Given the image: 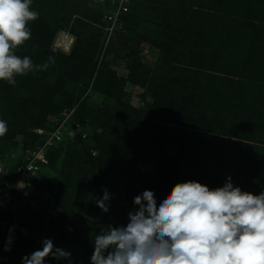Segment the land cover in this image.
<instances>
[{"label":"trees","instance_id":"1","mask_svg":"<svg viewBox=\"0 0 264 264\" xmlns=\"http://www.w3.org/2000/svg\"><path fill=\"white\" fill-rule=\"evenodd\" d=\"M117 1L32 0L31 8L39 12V18L28 25L31 38L17 48V55L30 57L34 65L45 63L50 56L55 63L45 71L16 77L15 87L19 83L27 86L19 105L22 113L30 116L23 119L11 110L15 103L9 90L14 86L0 81V119L7 118L11 135L15 134L16 122L21 127L17 132L27 137L28 125L43 126L46 113H56L74 103L75 90L81 93L82 88H78L73 71L84 63L90 76L96 68L103 29L91 21H103V4L115 9ZM122 21L129 33L151 42L163 54L158 82L150 86L154 99L149 104L148 119L143 125L130 127L122 149H111L105 131L95 133L100 150L96 157L87 147L68 148V161L58 172L57 184L47 186L40 181L34 189L35 195L45 192L43 203L49 201L58 212L53 217L44 208L41 214L38 210L35 216L41 228L79 244L85 264H91L95 236L109 225L126 226L128 213L138 209L134 197L148 186L154 187L157 206L175 184L189 180L217 188L231 177L233 185L242 191L255 195L264 192V128H259L264 119V0H130L129 9L121 14ZM67 27L76 34L78 43L68 55L52 46L56 32ZM170 57L172 60H168ZM207 70L226 76L215 83ZM111 79L105 84L107 91L118 87L117 78ZM37 80L40 89L36 93L32 88ZM88 103L85 96L77 116H94L95 109ZM35 112H40L36 118ZM107 112L104 109L100 117H94L93 127L99 123L103 128ZM33 119L35 123L31 124ZM10 141L9 133L0 137V150ZM25 142L27 139L22 142L23 148L30 146ZM57 156L58 152L53 155ZM151 159L156 162L148 164ZM142 175L145 180L139 183ZM85 178L108 191L112 199L107 202L108 212L89 205L87 196L78 192V186L87 188ZM13 179L7 177V181ZM12 193L17 198L23 194L21 190ZM85 207L86 215H81ZM27 213L23 204L18 216L36 235L28 225ZM65 224L72 225L73 231L69 232ZM35 250L38 248L32 236L19 237L10 254L1 253L0 264H22V258ZM54 261L49 256L45 264Z\"/></svg>","mask_w":264,"mask_h":264},{"label":"clouds","instance_id":"2","mask_svg":"<svg viewBox=\"0 0 264 264\" xmlns=\"http://www.w3.org/2000/svg\"><path fill=\"white\" fill-rule=\"evenodd\" d=\"M32 0H0V81L16 85V77L45 71L53 57L34 65L17 48L31 38L30 22L39 18ZM8 132L0 119V137ZM105 189L97 206L108 212ZM138 209L128 213L126 226H107L96 235L91 264H264V192L255 195L235 187L228 177L223 187L198 181L177 183L157 206L145 190L134 197ZM42 250L22 258V264H45L46 258L69 259L71 253L44 239Z\"/></svg>","mask_w":264,"mask_h":264},{"label":"rangeland","instance_id":"3","mask_svg":"<svg viewBox=\"0 0 264 264\" xmlns=\"http://www.w3.org/2000/svg\"><path fill=\"white\" fill-rule=\"evenodd\" d=\"M96 7L100 6L97 5ZM103 7V21H91V24L95 25V27L97 26L103 29L99 39L100 45L96 53V68L93 74L88 76V73L85 72L86 67L84 63H82L77 66V69L73 71L74 74L72 75L75 77L74 80L76 79L78 88H82L81 93L83 92V95L80 97V91L75 90L77 99L74 100L71 106H67L56 113H46L43 126L32 127L28 125L25 129L26 132L29 133L27 137L17 132L21 127H19L18 122H16L15 134L11 135L12 129L11 131L8 129L7 132V134H10V143L4 145L2 150H0V161L6 162L7 166H14L16 161L18 162V160H21L25 155L29 154V152L43 150L46 162L42 164L39 180L44 182V185L46 184L47 186L56 185L57 181H59L60 177H58V172L61 167L62 169L64 168V162L66 161L67 163L68 161L66 155L68 148L76 147L80 149L87 147L89 148L88 152L91 153V156L96 157L100 150L96 147L97 142H95V133L105 134L106 132V138H110L111 149H122L125 140L130 134V127L132 125H143L149 116V104H151L154 99L151 95L152 91L150 86H152L154 82H158L156 81V75L161 71L159 66H163L159 58L163 56V54L158 48L154 47L151 42L139 38L137 35H134L135 33H129V31L123 27V21L121 23L118 22L114 29L110 30L109 27L111 26V22L108 20L107 16L112 13L114 9H109L107 6H104V4ZM239 43L240 45H244L242 42ZM77 45V36L69 27L59 29L52 43L54 49L67 55L70 54ZM165 57L168 56L166 55ZM168 60H172V58L170 57ZM102 71L104 73H101ZM205 72L213 74L212 80L215 83L220 77L226 76L218 71L207 70ZM29 74L31 73H28V75ZM189 74H191V72ZM114 76L117 78L118 87L114 86L112 91H107L105 84L111 83L113 80L111 78ZM192 76H194V74H192ZM38 84L40 83L37 80L34 88H32L33 91L36 90V93L40 89ZM160 84H163V81L160 82ZM11 89L13 90H9V95L10 97L13 96L12 100L15 103L11 110L15 112L19 118L23 119L26 116L29 117V113H22L23 107L19 105L22 101L21 98L24 97V93L27 91V86L23 83H19L16 87L14 86ZM85 96L89 98L88 105L95 109V112L92 114L94 116H90L89 114L77 116L80 112L81 101ZM219 106L225 108L222 104ZM104 109L109 112L110 116L109 118L107 117L108 112L103 115V120L104 122L106 121L103 128L99 123H97L98 125H96V128L93 127L94 117L97 114L98 116L100 113L102 114ZM39 115L40 112H35L33 117L36 118ZM228 115L230 116L229 113ZM259 116L261 117L260 114ZM13 117H15V115ZM17 119L16 117L15 120ZM5 121H7V118ZM33 123H35L34 119L31 124ZM259 128L260 130L264 128V119L259 124ZM250 131L253 132L254 128L252 127ZM24 139H27L25 143H28L30 146L23 148L22 142ZM57 152L58 156L56 158L53 157ZM54 158L55 163L53 166L52 163ZM138 162L142 163L141 161ZM149 162L148 164H153L156 161H152L151 159ZM148 167L149 166L145 167L146 171ZM154 167L155 166H152V168ZM115 170L114 168L113 172ZM137 180L139 183L143 182L145 180L144 175ZM40 181L36 180V183L33 182L30 188L25 190L22 189L21 191L23 194L21 198H19L20 205L22 206L24 204L28 210V218H30V220L32 219V221L28 220V225L36 232L33 238L35 244H37L38 250V244H40V242L44 239L53 238L55 247L70 252L71 257L69 259H56L52 264H85V260L81 257L82 247L79 244L74 243L70 238H61L58 232L53 234L47 232L45 228H41L42 225L39 219H37L38 216H35L38 210V214H41V208H44L48 215L50 214L53 217H57L58 212L50 206L49 201L43 203L45 192L37 191L39 193L35 195L34 189L37 188L36 184ZM84 182H86L89 187L87 186L86 189H81L78 186V192L81 195L87 196L89 201L87 203H89V205L98 207L96 201L101 199L104 194L102 186L95 187L89 179H86V181L84 180ZM135 182V184H137V181ZM133 186L135 185L133 184ZM145 190L152 191L154 187L149 189L148 186ZM89 194H92V196L89 197ZM111 200L110 198L108 202H111ZM86 207L81 208V215H86ZM64 227L69 232L73 231L72 225L65 224ZM55 239H57V241ZM7 253H9V251H7Z\"/></svg>","mask_w":264,"mask_h":264},{"label":"built area","instance_id":"4","mask_svg":"<svg viewBox=\"0 0 264 264\" xmlns=\"http://www.w3.org/2000/svg\"><path fill=\"white\" fill-rule=\"evenodd\" d=\"M129 2L130 0L117 1L116 8L107 16L111 22L110 30L114 29L118 22L121 23V14L129 9ZM44 162L46 158L43 150L29 152L21 160L16 161L14 166H7L6 162L0 161V259L1 253L10 251L19 237H33L32 232L18 216L21 205L19 198L12 192L30 188L33 179L40 181V171ZM9 176H13L14 179L7 181ZM9 213H12V216L9 217ZM49 239L53 242V238ZM42 242L38 244L39 250H42ZM51 258L56 260L52 256Z\"/></svg>","mask_w":264,"mask_h":264}]
</instances>
